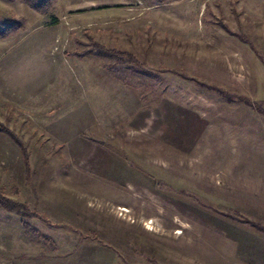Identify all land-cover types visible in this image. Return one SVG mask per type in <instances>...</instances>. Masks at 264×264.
<instances>
[{"label":"rangeland","instance_id":"374dc122","mask_svg":"<svg viewBox=\"0 0 264 264\" xmlns=\"http://www.w3.org/2000/svg\"><path fill=\"white\" fill-rule=\"evenodd\" d=\"M0 15L26 19L0 40V125L34 175L0 132V186L59 248L42 258L0 208V264H264V233L223 215L264 225V116L202 86L264 106V0H59L47 15L0 0Z\"/></svg>","mask_w":264,"mask_h":264},{"label":"trees","instance_id":"16d2710c","mask_svg":"<svg viewBox=\"0 0 264 264\" xmlns=\"http://www.w3.org/2000/svg\"><path fill=\"white\" fill-rule=\"evenodd\" d=\"M58 1L59 0H26V4L34 12L41 15H47L54 8V5ZM143 1L151 5H156V4H165L167 0H143ZM3 21L5 22L2 23ZM1 23L4 24V27L3 28L0 27V40H6L10 38L12 35L18 34L20 31L26 28L25 18H16L14 16H9V15H0V24ZM221 25L228 33L238 37L241 41L246 40L245 37L232 33V31L226 25L222 23ZM89 53H94L99 57H114L123 64L133 69H137L142 73H145V69H144L145 67L143 63L138 61L133 55L129 53L121 52L117 50H110L98 43L92 44L91 48L89 49ZM202 86H204L205 88L211 91L218 93V95L229 101H234V100L239 101L242 104L251 107L258 114L264 116V106L261 102L251 101L248 97L245 96H237L231 94L228 91H225L222 88L215 85L203 84ZM0 132L10 137V139H12L21 149L23 162L25 166L24 169L26 173V179L28 181H31L34 175L31 170V165H30L31 163L29 160L30 153L28 151L26 143L7 125H0ZM0 208L8 213L15 214L22 218L21 226L24 235L29 240L43 245L44 253L41 255L42 258H48L59 251V248L55 240L51 236L41 232L39 229L32 226V224L29 222V220L31 219L45 220V222L48 223L49 221L47 219H44L43 215H40L35 209L31 208L29 204L9 198L6 195L4 188H2L1 186H0ZM223 215L227 217H231L232 219L240 221L241 223L248 224L255 230L264 233L263 224L254 220H250L248 218H243L239 212H235L234 214L225 213Z\"/></svg>","mask_w":264,"mask_h":264},{"label":"bare ground","instance_id":"6f19581e","mask_svg":"<svg viewBox=\"0 0 264 264\" xmlns=\"http://www.w3.org/2000/svg\"><path fill=\"white\" fill-rule=\"evenodd\" d=\"M122 210H123V211H127V209H125V208H122ZM178 233L181 234V232H178Z\"/></svg>","mask_w":264,"mask_h":264}]
</instances>
